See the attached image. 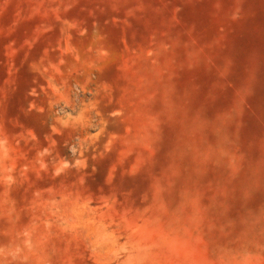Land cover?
<instances>
[{"label":"rangeland","instance_id":"rangeland-1","mask_svg":"<svg viewBox=\"0 0 264 264\" xmlns=\"http://www.w3.org/2000/svg\"><path fill=\"white\" fill-rule=\"evenodd\" d=\"M0 264H264V0H0Z\"/></svg>","mask_w":264,"mask_h":264}]
</instances>
